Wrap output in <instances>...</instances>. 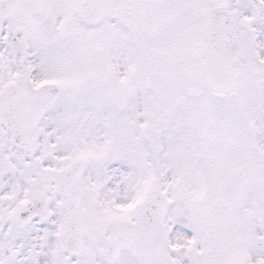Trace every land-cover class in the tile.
I'll use <instances>...</instances> for the list:
<instances>
[{"label":"snow or ice","instance_id":"obj_1","mask_svg":"<svg viewBox=\"0 0 264 264\" xmlns=\"http://www.w3.org/2000/svg\"><path fill=\"white\" fill-rule=\"evenodd\" d=\"M0 264H264V0H0Z\"/></svg>","mask_w":264,"mask_h":264}]
</instances>
